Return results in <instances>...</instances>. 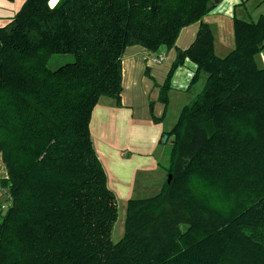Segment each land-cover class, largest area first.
I'll list each match as a JSON object with an SVG mask.
<instances>
[{
    "label": "trees",
    "instance_id": "16d2710c",
    "mask_svg": "<svg viewBox=\"0 0 264 264\" xmlns=\"http://www.w3.org/2000/svg\"><path fill=\"white\" fill-rule=\"evenodd\" d=\"M209 1L25 0L0 27V264H264V13L233 17L234 48L217 57ZM194 23L158 100L168 105L185 61L202 89L163 133L161 191L128 200L114 243L117 198L91 141L93 109L101 97L121 106L127 47L169 50ZM55 54L74 61L50 70Z\"/></svg>",
    "mask_w": 264,
    "mask_h": 264
},
{
    "label": "crops",
    "instance_id": "0c3cea01",
    "mask_svg": "<svg viewBox=\"0 0 264 264\" xmlns=\"http://www.w3.org/2000/svg\"><path fill=\"white\" fill-rule=\"evenodd\" d=\"M250 1L219 0L202 18L213 33L217 57H224L234 48L233 17L247 20L251 14L256 15L253 8L248 7ZM24 2L0 0V27L8 23ZM198 28L199 23L183 28L169 50L160 48L151 53L139 46L127 47L122 57L121 106L117 107L112 99L101 97L93 109L89 124L93 147L104 168L108 188L125 204L128 200L157 195L167 179L171 147L164 145L167 138L163 139V133L173 127L180 112L172 122L166 115V108L171 106L172 97L177 98L175 93L191 90L189 84L196 67L185 61L175 71L167 107L158 100L159 90L153 83L155 79L159 85L164 83L176 51L185 50L192 44ZM157 56L163 58L158 64L151 60ZM257 63L264 67L262 52L257 56ZM146 70L151 79L146 76ZM150 104L153 116L162 118L158 123L151 119ZM3 178H6V170L0 157V179ZM7 196L0 188V200Z\"/></svg>",
    "mask_w": 264,
    "mask_h": 264
},
{
    "label": "rangeland",
    "instance_id": "374dc122",
    "mask_svg": "<svg viewBox=\"0 0 264 264\" xmlns=\"http://www.w3.org/2000/svg\"><path fill=\"white\" fill-rule=\"evenodd\" d=\"M51 5V4H50ZM53 6V4L51 5ZM249 9L253 8L252 11L256 12V15H250L247 18V21H256L258 17L264 13V0H251L248 4ZM264 54V50L262 51ZM74 61V57L71 54H55L52 55L48 62L47 67L50 70H55L60 66H63L68 63H72ZM200 75L198 78V81L190 86L191 90H188L186 93H175L177 94V98L172 97L171 106L169 105L168 108H166V115H168L169 121H174L178 112H180L181 108L184 105H188L194 97L201 91L202 84L204 82V76ZM155 87L158 88L160 86L158 84V80L155 79V82L153 83ZM159 90V89H158ZM171 90L169 91V93ZM168 93V94H169ZM171 96V93H170ZM167 107V106H166ZM164 138V137H163ZM166 146H170V140L168 142L164 143ZM5 202L4 204H6ZM125 210H126V204L123 203V200L120 198L117 199V220L113 226L112 232H111V241L116 243L118 242L122 236H123V229H124V218H125Z\"/></svg>",
    "mask_w": 264,
    "mask_h": 264
},
{
    "label": "built area",
    "instance_id": "2783aa9c",
    "mask_svg": "<svg viewBox=\"0 0 264 264\" xmlns=\"http://www.w3.org/2000/svg\"><path fill=\"white\" fill-rule=\"evenodd\" d=\"M151 60H152V62L158 64V63H160V62L163 60V58L157 56V57H153ZM7 204H8V203L3 204V205H2V209H5V208L7 207Z\"/></svg>",
    "mask_w": 264,
    "mask_h": 264
},
{
    "label": "water",
    "instance_id": "95a60500",
    "mask_svg": "<svg viewBox=\"0 0 264 264\" xmlns=\"http://www.w3.org/2000/svg\"><path fill=\"white\" fill-rule=\"evenodd\" d=\"M218 1L219 0H213V1L211 0V1H209L208 4H207L206 9L207 10H211V8L213 7V5L216 4V3H218ZM163 139L165 140L166 139V136H164ZM168 179H169V177H168Z\"/></svg>",
    "mask_w": 264,
    "mask_h": 264
},
{
    "label": "snow or ice",
    "instance_id": "6c2138e0",
    "mask_svg": "<svg viewBox=\"0 0 264 264\" xmlns=\"http://www.w3.org/2000/svg\"><path fill=\"white\" fill-rule=\"evenodd\" d=\"M53 3H55V0H53Z\"/></svg>",
    "mask_w": 264,
    "mask_h": 264
}]
</instances>
